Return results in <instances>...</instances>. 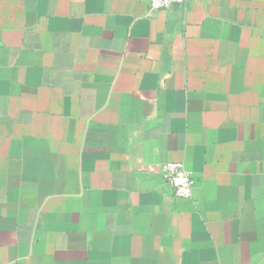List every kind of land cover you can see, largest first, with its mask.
Here are the masks:
<instances>
[{"label": "crops", "instance_id": "0c3cea01", "mask_svg": "<svg viewBox=\"0 0 264 264\" xmlns=\"http://www.w3.org/2000/svg\"><path fill=\"white\" fill-rule=\"evenodd\" d=\"M0 264H264V0H0Z\"/></svg>", "mask_w": 264, "mask_h": 264}, {"label": "built area", "instance_id": "2783aa9c", "mask_svg": "<svg viewBox=\"0 0 264 264\" xmlns=\"http://www.w3.org/2000/svg\"><path fill=\"white\" fill-rule=\"evenodd\" d=\"M195 0H150L152 9L167 7L172 3H185ZM161 174L165 181H167L178 197H190L193 179L188 170L185 169L181 162H165L162 163Z\"/></svg>", "mask_w": 264, "mask_h": 264}]
</instances>
